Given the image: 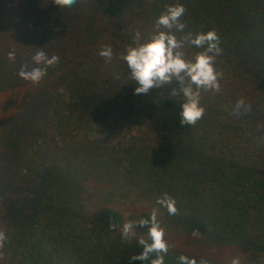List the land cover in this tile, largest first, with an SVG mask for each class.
<instances>
[{
  "label": "trees",
  "instance_id": "16d2710c",
  "mask_svg": "<svg viewBox=\"0 0 264 264\" xmlns=\"http://www.w3.org/2000/svg\"><path fill=\"white\" fill-rule=\"evenodd\" d=\"M150 1L78 0L71 8L61 9L53 0H24V4L12 7L16 11L17 8L23 10V6L31 2L39 6L30 17V24L22 22L23 42L28 47L18 51L11 48L16 52L14 61L8 59V52L0 55V91L10 93L11 104H16L13 99L21 95V101H29L31 106H37V110L33 109L32 112L36 116L30 117L31 126L25 130H9L8 137L11 134L17 136L16 148L0 153V160L3 159L0 195L5 204V208L0 206V230H4L5 223H10L9 215L18 209L19 216L29 227V233L37 234L34 250H19V259H12L17 262L15 264H142L139 260L130 261L132 254L124 256L110 251L103 244L108 237L123 239L119 227L112 230L109 225L113 222L118 226L123 225L125 219L117 208L118 199H124L129 194L127 185L135 190L140 186L115 180L106 187L99 182L101 199L99 204L93 206L90 196L95 186L93 167L96 156L90 159L92 164L83 171L82 176L78 175L80 150L87 148L88 151L98 144L100 151L106 145L96 142L101 134H106L105 139L114 144L111 149L120 153L117 161L120 168L123 152L127 150H130V164L136 163L138 170L140 164L153 165L144 157L141 161H132L136 156L133 148L150 143L158 144L160 156H169V149L176 147L178 151L174 156L180 157L194 158L206 154L216 161L222 157L229 161L237 156L245 160L252 158L256 162V155L264 159V0H211L209 17H206L207 14L204 19H195L194 22L192 18L182 20L188 32L192 24L217 32L223 51L217 57L216 68L227 74L228 77L224 79L226 86L239 83L242 97L252 105L248 115L233 116L230 113L237 99L208 97L205 93L210 92L202 91L200 103L205 112L192 127L180 123L182 93L176 97L171 95V90L179 86L178 81L152 89L139 98L134 94L138 85L128 80V68L119 72L111 62H105L103 67L93 66V61L101 58L98 55L101 48L110 45L112 60H116L125 53L135 32L144 31V24L149 25L148 36L155 31L157 18L135 17L136 13L154 9ZM155 3L153 0V5ZM225 7L237 12L235 17L229 12L234 22L229 32L225 31ZM16 33L14 29L13 36ZM2 39L8 41V38ZM40 48L47 55L57 54L60 60L47 69L38 85H34L20 78L18 72L23 64H28L30 68L37 66L31 57ZM235 70H239L238 76L234 74ZM122 93L129 95L130 101H112L110 107L107 104L110 110L106 108L107 112L103 114H90L91 106L84 101V97L90 100L96 96L107 101L117 100ZM51 97L60 102L58 105L67 99L66 127L58 122L49 128L46 115L50 112V106L46 102ZM78 98L81 101L79 106L83 110L88 109L83 117L72 112L77 104L73 102ZM83 110L74 112L81 114ZM132 123L138 127L125 137L117 126ZM261 164L255 172L239 175L246 178L245 182L251 180L264 193V178L251 176L264 175V163ZM100 172L98 170V174ZM12 175L16 177L12 179ZM148 186L153 188L150 184ZM137 192L141 194L142 191ZM150 215V211L140 213L134 220L150 218ZM235 216L240 219L239 214ZM61 220L65 221V227L52 228ZM230 223L231 228L238 227L235 239L248 244L251 233L240 227V221L234 222L231 218ZM135 230L136 239H139L148 229L146 226ZM257 236L264 237V233ZM220 240H223V234ZM48 245H51L50 251H47ZM5 249L9 255L7 257H11V251ZM248 251L250 261L264 264L260 262L264 258L260 250L253 252L248 247ZM154 257L155 254H152L143 264H151Z\"/></svg>",
  "mask_w": 264,
  "mask_h": 264
},
{
  "label": "rangeland",
  "instance_id": "374dc122",
  "mask_svg": "<svg viewBox=\"0 0 264 264\" xmlns=\"http://www.w3.org/2000/svg\"><path fill=\"white\" fill-rule=\"evenodd\" d=\"M23 1L24 0H0V55L9 52L11 48L18 51L28 47L23 42L24 37L22 31L24 29V24L22 22H26L25 25L30 24V17L34 14L35 9H39V6L36 7V5L31 2L24 5L23 10L17 8L16 11V9H12V7L24 4ZM155 1L156 3L154 5L153 0L150 1L154 8L153 10L147 9L148 12L136 13L135 17L156 19L165 11L168 5L177 2L183 4L186 8L185 14L181 17L183 21L186 18H192L191 20L194 22L195 19H204L207 14L206 17H209L210 14L209 7L211 0ZM229 12L232 16H237V12L232 8H224L223 16L226 19L225 31L227 32L232 30L234 26L233 17L230 16ZM148 28V24L143 25L144 31L141 33L142 40L148 37V33H150L148 32ZM14 29L17 32L16 35H14L15 37L13 36ZM202 29L204 32L212 30V28L204 29L202 26L199 27L192 24L190 32L196 34L197 32H201ZM187 32L185 28L184 32H178L176 36L180 38ZM2 38H8L10 42ZM132 43L133 40L128 42V46ZM192 47L186 45L184 48L187 54L186 57L189 59L193 58L197 52L202 51L199 48L194 49V46ZM110 64L119 72H123L127 69L126 65L120 59L112 60ZM93 66H105L103 57L93 61ZM220 71H222V69ZM234 74L238 76L239 70H235ZM225 77L228 76L224 71L223 79L220 81L222 89L220 93L210 92L209 94L205 93V95L208 97H227L230 99H239L242 97L239 83L235 82L226 86L224 81ZM89 79L92 78L90 77ZM65 93L67 95L66 91ZM66 95L65 97H67ZM136 95L135 97L142 98L146 94ZM119 96L120 98L117 100L110 99L109 101L102 100L97 96L90 100L84 97V101H88L92 108L89 109L90 114H103L107 112V109L110 110L107 104H109L110 107L112 101L120 102L126 99L130 101L129 95L122 93ZM50 99L51 100L47 99L46 102V105L50 106V112H47L46 115V122L49 128L52 127L53 123L57 124L58 122H60V126L63 124V126L66 127L67 123L65 121V116H67V99H64L61 105H58L60 102L56 98L51 97ZM13 101H16V104H14V102L12 104L10 103V93L7 91H0V153L2 154L5 149L9 151L16 148L15 139L17 136L11 134L8 137L9 130H25L30 125V117L36 116L32 115L33 109L37 108L35 104L31 106L29 101H21V95L15 100L13 99ZM75 102L77 104L73 107V115L83 117L88 109L84 108L83 110L82 106H79L81 102L80 98L76 99L73 103L75 104ZM37 105L42 106L41 103H37ZM76 110H83V112L77 114L74 112ZM117 127L124 132V136L126 137L130 135L131 132L134 133L138 125H133L132 123L128 126L119 125ZM153 134L156 135L157 132H153ZM99 136V142L98 140L96 142L106 145H104L100 151L98 144H96L97 147H92L88 151L87 148L81 149L77 158L78 164L80 165V169L78 168V175L81 177L83 171H86L92 164V158L96 156L94 160L95 165L93 167V180L95 181V186L90 196L91 203L93 206L100 203L101 195L98 189L100 183L109 187L111 182L121 180L124 181L125 184L132 183L136 186H140L137 190L140 192L142 191L141 194L130 187V185H127L126 191H129V194L126 195L124 199H118L117 208L123 213L125 221H135L134 219H136L137 215L140 213L149 211L152 213L153 210L156 211L160 227L164 229V239L169 244V251L164 255L165 264H179L177 257L181 254L187 255L190 258L195 257L198 262L203 258L207 260L209 264H230L234 257H239L241 264H255V262L250 261L248 258L250 254V251L247 252L248 247H250L253 252L260 250L261 256H264V237L257 236V234L260 235L264 233V193H261L263 190L255 186L251 180L245 182L246 178L239 175L247 172H255V169L260 168L262 165L261 163H264V159L256 155V162H254L252 158H250V160H245L237 156L229 161H226L223 157L220 158L219 161H216L211 154H208V156H211L209 158L206 154H204L205 156L201 155L200 157L194 158L190 156L180 157L174 156L178 151L176 147L169 149L171 152L169 156H160V154H158V144L150 143L141 144L133 148L136 156L132 161L136 159L141 161V158L144 157L145 160L148 158L149 161H152L153 165L144 166L140 164L138 170L136 163L133 162L130 164V157L128 155L130 150H127V152H123L120 168L117 164L120 153L111 149L112 146L114 147V144L105 139V137H107L106 134H101ZM7 137L9 138L8 142L6 140ZM90 159L92 160L90 161ZM2 160H0V170ZM98 170L101 171L100 174H98ZM251 176L257 179L264 178L263 174ZM10 177L14 179L16 176L14 177V175H12ZM0 180H2V178H0ZM148 184L152 185L153 188H150ZM164 193H168L171 197L175 198L176 206L179 210L178 214L169 215L166 208L156 203L157 198ZM1 198L0 195V206H4L5 208V204ZM58 212L59 211L56 213ZM234 212L236 213L235 215L239 214L240 219L234 215ZM9 217L11 218L10 223H5L3 226L8 240L4 247L0 249V264L17 263L16 261L13 262L12 259H19V250L29 249L33 251L35 248L33 244L36 243L34 240L37 234L29 233V227L19 216L18 209L14 210ZM231 218L234 222L240 221V227L251 233L252 238L248 244H244L243 241H237L235 239L238 227L235 226L231 228L229 226L231 224ZM56 226L65 227V221L61 220V222L54 224L52 228ZM193 230H198L199 235L193 236ZM221 234H223V240H220ZM142 236L147 239V231ZM103 244H106L110 251L121 253L124 256L137 254L143 250L136 238L127 241L108 237L104 240ZM5 247L11 251V257H7L9 255H7ZM49 247H51V245H48L47 251H50ZM98 251L99 249L97 248V252ZM260 260L261 263H264V258Z\"/></svg>",
  "mask_w": 264,
  "mask_h": 264
},
{
  "label": "clouds",
  "instance_id": "9594fccd",
  "mask_svg": "<svg viewBox=\"0 0 264 264\" xmlns=\"http://www.w3.org/2000/svg\"><path fill=\"white\" fill-rule=\"evenodd\" d=\"M53 2L62 8H71L78 0H53ZM186 8L181 3L170 4L166 7L155 20V31L146 39H141V33L137 30L133 36V43L129 45L125 53L119 56L124 61L129 71V79L135 81L138 85L134 89V94H148L152 89L161 88L174 81L179 82L177 88L171 90L173 97L182 93L183 103L181 104L180 123L181 125L195 126L203 117L205 109L201 105V93L214 92L220 93L223 73L216 68V60L222 54L220 46V37L215 30L201 31L193 34L187 32L185 35L177 38L175 32H184L186 24L182 22L181 17L185 14ZM175 30V32L173 31ZM194 46L202 49L191 59L186 57L185 46ZM99 56L110 63L113 58L111 46H105L100 49ZM8 59H16L15 50L8 52ZM31 60L37 66L29 67L23 64L18 72V76L34 85H38L47 73V69L59 63V56L55 53L47 55L40 48L36 51ZM252 111L251 103L244 97L236 100L232 106L231 115L243 116ZM156 203L167 209L169 215L178 214L175 198L168 193L158 197ZM147 226V239L140 236L138 243L143 250L129 257V260H139L142 262L150 259L152 254L155 257L151 259V264H164V255L169 251V244L164 239V229L160 227L157 220L156 211L150 215V218H140L138 221L126 220L122 226L116 223H110L112 230L120 229L122 238L131 241L137 237L136 228ZM193 236L199 235L198 230H193ZM8 240L4 230H0V249H2ZM150 241V242H149ZM179 264H209L205 259L199 262L195 257H189L181 254L177 257ZM230 264H241L239 257H234Z\"/></svg>",
  "mask_w": 264,
  "mask_h": 264
}]
</instances>
